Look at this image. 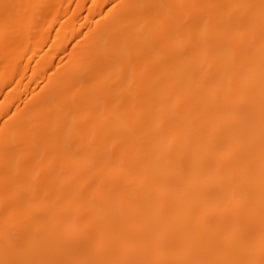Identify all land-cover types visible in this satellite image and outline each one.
Instances as JSON below:
<instances>
[{
  "label": "bare ground",
  "instance_id": "bare-ground-1",
  "mask_svg": "<svg viewBox=\"0 0 264 264\" xmlns=\"http://www.w3.org/2000/svg\"><path fill=\"white\" fill-rule=\"evenodd\" d=\"M0 264H264V0H0Z\"/></svg>",
  "mask_w": 264,
  "mask_h": 264
}]
</instances>
